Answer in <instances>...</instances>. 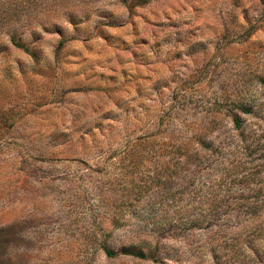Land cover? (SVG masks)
Wrapping results in <instances>:
<instances>
[{"label":"rangeland","instance_id":"1","mask_svg":"<svg viewBox=\"0 0 264 264\" xmlns=\"http://www.w3.org/2000/svg\"><path fill=\"white\" fill-rule=\"evenodd\" d=\"M0 264H264V0H0Z\"/></svg>","mask_w":264,"mask_h":264},{"label":"trees","instance_id":"2","mask_svg":"<svg viewBox=\"0 0 264 264\" xmlns=\"http://www.w3.org/2000/svg\"><path fill=\"white\" fill-rule=\"evenodd\" d=\"M237 107V110L242 113V114H250V109H247L244 105L242 104H238L236 105ZM233 123H234V126L235 127H238V119L237 118H233ZM105 239V238H104ZM102 240L98 243V247L99 249L101 250V252L106 256V257H114V256H126V257H131V258H137V259H153L155 258V248H156V244L157 243H152V245H150V243H145L143 244L142 242L141 243H138L140 245H144L147 247V253L146 255L144 254V251L143 249L145 248H142V247H139V246H135V245H130V246H127V247H122L120 250L116 251V252H113L111 251L108 246L105 244V240ZM150 247H152L150 249Z\"/></svg>","mask_w":264,"mask_h":264}]
</instances>
